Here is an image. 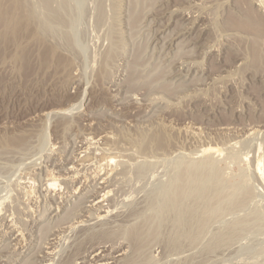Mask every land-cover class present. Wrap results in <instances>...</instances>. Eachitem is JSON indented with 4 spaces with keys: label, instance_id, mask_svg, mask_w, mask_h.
<instances>
[{
    "label": "rangeland",
    "instance_id": "374dc122",
    "mask_svg": "<svg viewBox=\"0 0 264 264\" xmlns=\"http://www.w3.org/2000/svg\"><path fill=\"white\" fill-rule=\"evenodd\" d=\"M17 2L0 264H264V0Z\"/></svg>",
    "mask_w": 264,
    "mask_h": 264
},
{
    "label": "bare ground",
    "instance_id": "6f19581e",
    "mask_svg": "<svg viewBox=\"0 0 264 264\" xmlns=\"http://www.w3.org/2000/svg\"><path fill=\"white\" fill-rule=\"evenodd\" d=\"M2 0H0V4H2V2H1ZM6 1V0H5ZM18 1V0H17ZM16 0H7L6 1V3H5V5H0V36L1 37H3L2 35L7 31V29L10 31V33L14 30V28H17V27H15V26H12V27H14L13 29H12V27H11V24H13L14 23V21L15 22H17L19 19H18V17L20 16V14H22V13H19L20 11H18V10H20L19 9V6H17V5H19V4H17L16 5V2H17ZM18 3V2H17ZM16 6L18 7V10H17V8H16ZM21 8V7H20ZM19 13V14H18ZM24 13V12H23ZM23 15V14H22ZM21 17V16H20ZM20 21H21V19H20ZM20 21H18L19 23H22V21L20 22ZM17 22V23H18ZM242 25V24H241ZM241 27V26H240ZM12 29V31L10 30V29ZM16 31H18V30H16ZM13 33H14V31L12 32V36H13ZM14 34H16V33H14ZM6 35H9V34H6L5 33V36ZM10 36V35H9ZM15 36V35H14ZM13 36V37H14ZM7 37V36H6ZM5 37V38H6ZM12 37V38H13ZM34 39H36V38H34ZM12 40V39H11ZM5 41V40H4ZM33 41V40H32ZM8 42V41H7ZM34 42H36V41H34ZM6 43V42H5ZM38 44H39V42H37ZM0 45H1V43H0ZM3 45H5V44H3ZM2 45V46H3ZM44 52V51H43ZM26 52H24V54H25ZM44 55H40L39 56V59L42 57V59L44 60H49L48 59V57L50 58V56H49V54H47L46 52H44L43 53ZM20 55V54H19ZM26 55V54H25ZM23 56V55H22ZM21 56V57H22ZM29 56V54L27 53V55L25 56L26 58H27V66H29V62H30V58L28 57ZM236 58V57H235ZM18 59H19V57H18ZM23 59V58H22ZM41 59V60H42ZM25 60V59H24ZM24 60H22V61H24ZM45 60L44 61H42V62H44L45 63ZM19 61H21V58H20V60ZM25 61V62H26ZM47 62V61H46ZM48 63V62H47ZM22 64H23V62H22ZM25 64V63H24ZM42 64V63H41ZM24 66V65H23ZM71 110V109H70ZM16 142H19L18 140H16V139H14V140H12V141H8V142H5L4 144H0V148H1V146L3 145H5V147L7 148L8 146L10 147V146H14L15 145V143ZM2 148H4V147H2ZM258 164V163H257ZM260 165V164H259ZM258 167V166H257ZM257 170H258V168H257ZM75 171V170H74ZM75 173V172H74ZM260 173V172H259ZM55 179V178H54ZM71 180V179H70ZM56 181V180H55ZM48 184H50L49 185V187L50 188H53V187H55V182H53V180L50 182V183H48ZM58 186V185H57ZM60 189V188H59ZM58 189V190H59ZM107 194V193H106ZM105 195V194H104ZM103 196V195H102ZM92 198V197H91ZM103 198V197H102ZM102 201V200H101ZM101 209V208H100ZM95 212V211H94ZM95 216V215H94ZM131 238V237H130ZM135 239V238H134ZM133 238L131 239V241L134 243L133 245L135 246V248H137V246H136V244L138 243L137 241L135 242V240H134ZM94 240V239H93ZM90 241V240H89ZM107 241V240H106ZM130 241V242H131ZM128 242V241H127ZM131 242V243H132ZM81 243V242H80ZM92 243V242H91ZM79 244V243H78ZM83 244V243H82ZM114 244V243H113ZM120 245V244H119ZM109 246V245H108ZM129 246V245H128ZM139 246V245H138ZM83 247V246H82ZM96 247V246H95ZM112 247V246H111ZM75 249V248H74ZM87 249V248H86ZM89 249V248H88ZM116 249V248H115ZM94 250V249H93ZM117 251V250H116ZM114 252V251H113ZM115 253V252H114ZM82 254V253H81ZM108 254V256L110 255L109 253H107ZM78 255V254H77ZM90 255V254H89ZM106 255V254H105ZM71 256V255H70ZM97 256H95V259H97L96 258ZM98 257H99V255H98ZM103 257V256H102ZM112 257V256H111ZM76 258V257H75ZM104 258V257H103ZM106 258H108V257H106ZM43 259V258H42ZM93 259V258H92ZM102 259V258H101ZM94 260V259H93ZM98 260V259H97ZM99 260H100V258H99ZM106 260V259H105ZM96 262V261H95Z\"/></svg>",
    "mask_w": 264,
    "mask_h": 264
}]
</instances>
